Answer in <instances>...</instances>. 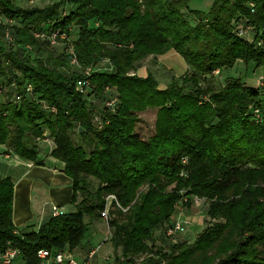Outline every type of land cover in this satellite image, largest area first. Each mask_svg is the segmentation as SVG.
Listing matches in <instances>:
<instances>
[{
    "label": "trees",
    "instance_id": "obj_1",
    "mask_svg": "<svg viewBox=\"0 0 264 264\" xmlns=\"http://www.w3.org/2000/svg\"><path fill=\"white\" fill-rule=\"evenodd\" d=\"M190 1L57 0L25 7L0 0V83L18 98L0 87V146L42 166L36 140L51 139L50 156L65 164L76 207L16 234L14 184L0 179V251L10 244L26 264H39L43 249L74 252L88 233L86 218L101 219L113 195L111 243L133 264L150 249L154 231L172 225L178 204L190 207L184 200L199 197L215 222L193 244L168 245L170 253L154 252L142 264H264V91L234 76L215 91L210 80L240 61L264 68V0H214L207 13L190 9ZM241 23L253 27L252 43L236 34ZM39 27L47 32H36ZM7 33L13 42L5 47ZM38 34H56L66 53L54 58L48 36ZM70 47L80 67L70 64ZM171 51L194 72L163 89L152 74L131 75L136 63ZM102 59L113 72L96 68ZM87 68L95 69L88 77ZM86 79L91 87L82 93L78 84ZM109 97L118 101L115 112L104 106ZM149 109L158 111L155 135L145 141L136 125ZM97 117L100 128L92 122ZM89 177L99 181L94 193Z\"/></svg>",
    "mask_w": 264,
    "mask_h": 264
},
{
    "label": "rangeland",
    "instance_id": "obj_2",
    "mask_svg": "<svg viewBox=\"0 0 264 264\" xmlns=\"http://www.w3.org/2000/svg\"><path fill=\"white\" fill-rule=\"evenodd\" d=\"M16 5L19 6H40L44 7L54 1L57 0H13ZM214 0H191L189 2V8L192 10L202 11V12H208L212 6ZM186 17L189 19V21L192 24H196L195 17L186 12ZM11 21H7V23L10 24ZM13 25L18 24V22H12ZM244 23H241L236 26V34L237 31L240 29V27L245 28L246 25H243ZM47 28L45 27L44 30L38 28V31L36 32H47ZM246 31L249 32L246 35V40L252 43V36L254 29L251 26H247ZM40 30V31H39ZM50 32V31H49ZM48 32V33H49ZM72 32L70 38L72 37L74 39L76 30L75 28H72L70 31ZM46 38L48 35L43 34ZM53 37L48 36V39L51 40ZM62 38H67L66 36H63ZM71 38V40H72ZM242 38V37H240ZM68 40V39H67ZM7 43V44H6ZM4 46H11L10 43L7 42L6 38L3 41ZM9 44V45H8ZM67 44V43H66ZM65 43L56 42L55 45H52L50 52L54 54V58L61 57L63 55V52L66 53ZM47 53L40 54V58H46ZM62 67V66H61ZM96 68L99 71L104 72H113L114 69L109 61L107 60H100L96 64ZM66 74L72 73V69L69 67L62 68ZM188 73H193V68L189 67L187 63L184 61V59L178 55L177 53H174L171 51L170 53L162 56H155L151 55L148 56L143 61L136 63L134 70L131 72V75L136 74L140 77H146L149 74H152L156 80L159 83V87L161 89L166 88L171 82L176 79L180 80V78ZM234 76L236 78L244 79L245 86L247 87H253V88H259L264 91V68L259 67L257 68L255 63H250L248 65L244 64L243 62L237 63L234 68L232 69H225L222 71H216L210 78L212 80V85L215 91L223 88L225 86L226 79ZM209 78V77H208ZM203 87H206L207 85L205 83L202 84ZM4 84L0 83V87L2 88V93L4 96H11L15 99H18L15 93H11L10 89L9 92L6 93L3 88ZM264 93V92H263ZM94 95V94H92ZM264 95V94H263ZM4 96H0L2 99H4ZM7 98V97H6ZM89 101H92V103H95V106L99 108V106H102V102L99 99H95L92 97L89 98ZM264 105V103H263ZM158 109H149L143 113H139V122L136 125V134L140 136L141 139L148 141L155 135V123H156V114ZM93 124L96 125V121L93 118L92 120ZM48 138L42 137L41 139L36 140V144L39 150V158L43 160L45 157H49V142L47 140ZM74 139L77 140L76 134H74ZM8 148V150L13 151V149L10 147L9 144L4 145ZM51 146V145H50ZM15 154V153H14ZM16 164V158L12 156L11 159H5V156L0 154V178H7L11 177L14 184V190L16 189L15 186H18L19 178L21 175H23L26 171L31 172V170L27 169V167H21L16 168L14 165ZM46 168L41 169L40 167H37V170L32 171V173H29L30 175H27V180L30 182H33L35 191H34V200L40 201V195L45 194L47 195L48 199H46L45 202L47 203H53V205H57L60 209L64 210V213H71L76 209L74 205H72L71 199H72V181L63 173V165L60 161L54 162L48 161L46 163ZM54 169H57L60 173L57 175L52 174V171ZM26 183V182H25ZM24 183V184H25ZM87 187L91 192H95L96 189L99 186V181L94 178H87L86 179ZM260 186H264V182H261L259 184ZM20 191V189L15 190V195ZM14 195V208L13 211H16L18 214L23 212L24 204H23V196L19 199ZM190 202V207L186 204L179 203L177 206V213L171 218L170 222H174L177 218H187L190 221V226L186 227V230L182 235L179 237V244L182 242H186L188 244H193L200 233L208 226H210L215 221H212L210 217L208 216L209 211V202L205 199L199 198V197H190L186 198L184 202ZM36 204V203H35ZM37 205V204H36ZM35 205V206H36ZM52 206V205H51ZM49 206V207H51ZM108 218L106 219L104 216L101 219H90L89 217L86 218V222L88 224V233L85 237V240L83 241V245L76 249L73 252V255L75 256V259L79 262H88V264H131L128 263L126 260H124L121 251L116 252L113 248V245L111 243V238L113 236V228L110 226V221L114 217L115 214H111V212H115V208L112 205V201L108 199ZM117 217V216H116ZM40 220V212L35 207V212L31 217V223L34 224L35 227L38 226ZM169 222V223H170ZM168 224L166 223V225ZM163 227V226H162ZM159 229L154 231V241L149 242L150 249L147 250V252L140 254L137 257H134L133 260H135L133 264H142L146 259L154 256V252H158L162 250V252L170 253V248L168 247L167 243L164 241V238L162 234H159ZM90 239V240H89ZM68 251H70L67 248ZM91 250H97V254L95 257L91 260L88 259L89 253ZM153 251V253L151 252ZM71 252V251H70ZM157 258V257H156ZM90 261V262H89Z\"/></svg>",
    "mask_w": 264,
    "mask_h": 264
},
{
    "label": "built area",
    "instance_id": "obj_3",
    "mask_svg": "<svg viewBox=\"0 0 264 264\" xmlns=\"http://www.w3.org/2000/svg\"><path fill=\"white\" fill-rule=\"evenodd\" d=\"M246 28V27H245ZM243 27H240V29L237 31V35L239 37H242L246 39V35L249 33L246 31V29ZM37 37L44 38L45 36L43 34H38L36 35ZM61 39H65L62 38ZM7 42L12 43L13 39L10 36L9 33L6 34L5 36ZM52 45H55L57 42V36L56 34L53 35L52 39L50 40ZM68 54L70 56V64L74 67H80L79 62L75 56L74 49L70 47L68 49ZM95 71L93 68H87L83 69L82 72L85 76H90L91 73ZM90 81L89 79L83 80L79 82L78 84V90L82 93L86 92L88 89H90ZM28 91L32 90L31 86H28ZM117 99L113 97H109L105 103L104 106L111 110L112 112H115L116 106H117ZM255 115L257 118L260 119L261 117V111L256 109L254 111ZM96 121V126L100 128L101 126V120L99 117L95 119ZM49 142V141H48ZM182 164H187V159H183ZM108 199L111 201L116 200L115 196L110 195L107 197V205H108ZM108 208V206H107ZM103 212V216L107 219L108 218V209ZM125 211V210H124ZM51 214L52 217H57L62 214H64L63 209H60L57 206H53L51 209ZM190 226V221L187 218H177L172 222V225L169 226H163L161 227L158 231L159 234L161 233L162 236L164 237L165 242L167 245H178L179 244V237L184 233L186 230V227ZM16 234H19L17 231H15ZM97 254V250H92L89 253L88 259L91 260L95 257ZM38 259L40 260L39 264H88V262H79L75 259V256L73 255V252H70L68 250H63V251H54L51 252L50 250H40L37 253ZM125 260V259H124ZM90 262V261H89ZM0 264H26L22 258L21 251L17 248H13L10 244L4 251H0Z\"/></svg>",
    "mask_w": 264,
    "mask_h": 264
},
{
    "label": "crops",
    "instance_id": "obj_4",
    "mask_svg": "<svg viewBox=\"0 0 264 264\" xmlns=\"http://www.w3.org/2000/svg\"><path fill=\"white\" fill-rule=\"evenodd\" d=\"M47 140L49 141V144L51 145V146L49 145V147H50L49 154H51L55 148V145L51 139H47ZM0 154L4 155L5 159H11L12 156H14V158H16V164L14 165V167H16V168L27 167V169L31 170V172L26 171L23 175H21V177L19 178V181H18L19 185L15 186L16 189H20V191L18 193L16 191V195H15L16 199H17V197L20 199L23 196L24 208H23V212H21L20 214H18L16 211H13V223L15 225V230L17 232H20V233H24V232L31 231V230H38L45 221H47L50 217H52L51 209L53 206H57V205H55V204L53 205V203L45 202L46 199H48L47 198L48 196L45 194L40 195L39 197L41 200L36 202L34 200V198H35L34 197L35 187H34L33 182H30L27 180V175H30L29 173H32V171H34V170H37L36 169L37 167H40L41 169H45L47 167L46 163L48 161L53 160L54 162H58V160L52 158L51 156H49L47 158L45 157L42 160L43 165L38 166L33 162H28V161L22 160L16 154H14L12 151L8 150V148L6 146H0ZM62 165H63V170L61 172L63 174L65 164L62 163ZM58 173H60V172L57 169H54L52 171V174L57 175ZM7 178H11V177H7ZM0 179H6V178H0ZM70 181H71V179H70ZM72 196H73V194H72ZM71 202H72V199H71ZM72 205L75 206V204H73V203H72ZM49 206H51V207H49ZM35 207L40 212V220H39V224L37 227H35L34 224L31 223V217L35 212Z\"/></svg>",
    "mask_w": 264,
    "mask_h": 264
},
{
    "label": "water",
    "instance_id": "obj_5",
    "mask_svg": "<svg viewBox=\"0 0 264 264\" xmlns=\"http://www.w3.org/2000/svg\"><path fill=\"white\" fill-rule=\"evenodd\" d=\"M83 132H84V130L82 128H80V133H83Z\"/></svg>",
    "mask_w": 264,
    "mask_h": 264
}]
</instances>
